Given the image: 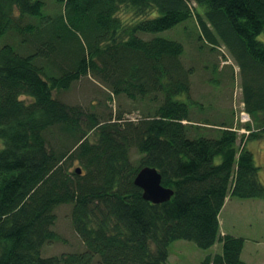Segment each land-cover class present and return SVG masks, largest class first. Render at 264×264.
Segmentation results:
<instances>
[{
  "label": "trees",
  "instance_id": "obj_1",
  "mask_svg": "<svg viewBox=\"0 0 264 264\" xmlns=\"http://www.w3.org/2000/svg\"><path fill=\"white\" fill-rule=\"evenodd\" d=\"M55 1L51 13L46 0H0V264H168L181 239L223 243L204 264H253L219 214L228 196L264 198L248 145L264 136V0ZM194 17L203 46L224 45L239 65L249 135L232 113L194 115L209 112L191 98L185 46L159 35ZM88 74L139 118L55 94ZM145 166L174 190L170 200L144 198L135 177ZM63 204L84 249L43 256L61 239Z\"/></svg>",
  "mask_w": 264,
  "mask_h": 264
},
{
  "label": "rangeland",
  "instance_id": "obj_2",
  "mask_svg": "<svg viewBox=\"0 0 264 264\" xmlns=\"http://www.w3.org/2000/svg\"><path fill=\"white\" fill-rule=\"evenodd\" d=\"M46 1L45 12L56 13L58 10L56 1ZM196 6L197 3L193 1V7ZM197 8L202 12L205 11L204 7ZM131 13L124 8L120 15L128 21L133 17ZM199 32L194 17L159 33L164 37L180 40L185 46L182 59L188 67H193L195 70L191 98L203 103L204 111L209 112V114L194 112V115L199 119L208 117L215 120L218 117L222 120L219 113L222 116L232 113L235 115L236 127H241L239 134L249 135L250 130L243 125L252 123V120L244 116L247 112L243 102L239 65L224 45L213 51L210 50V46H203L198 38ZM259 39L264 42V32L259 35ZM211 79L214 80L213 83ZM55 94L71 104H81L89 108L94 105L99 112H104L105 116L111 111L115 116L119 111H126L127 118L136 120L140 115V111L134 108L132 101L122 95L112 96L110 89L91 74L75 82L69 90ZM238 142L243 145L245 141L240 137ZM248 145L255 154L256 163L260 166V179L264 183V136L250 141ZM133 152L135 153L134 150ZM71 210L72 204H63L56 208L57 220L53 229L61 239L45 244L42 248L43 256L84 249L82 239L73 228ZM219 219L223 234L229 233L246 239L242 258L248 263L264 264V198L228 196ZM169 250L168 264H204L208 255L214 256L223 251V243L217 241L212 247L201 248L195 241L181 239L173 242Z\"/></svg>",
  "mask_w": 264,
  "mask_h": 264
},
{
  "label": "water",
  "instance_id": "obj_3",
  "mask_svg": "<svg viewBox=\"0 0 264 264\" xmlns=\"http://www.w3.org/2000/svg\"><path fill=\"white\" fill-rule=\"evenodd\" d=\"M77 171L81 173V168ZM135 184L143 190L145 199L160 204L170 200L174 194V190L163 185L162 174L156 167L145 166L140 169L135 177Z\"/></svg>",
  "mask_w": 264,
  "mask_h": 264
}]
</instances>
